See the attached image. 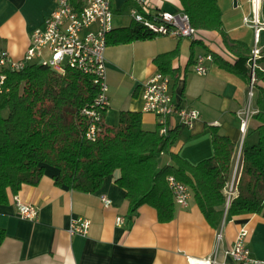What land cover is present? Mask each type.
<instances>
[{"label": "crops", "instance_id": "0c3cea01", "mask_svg": "<svg viewBox=\"0 0 264 264\" xmlns=\"http://www.w3.org/2000/svg\"><path fill=\"white\" fill-rule=\"evenodd\" d=\"M77 3L78 0H72ZM150 14L164 11L166 3L183 11L180 0H146ZM223 11L224 29L229 39L242 42L251 52L254 29L245 24L251 14L250 0H218ZM114 28L134 21L133 8L146 10L139 0H111ZM56 0H0V50H7L14 58H22L30 44L33 30L43 24L55 8ZM260 46L264 50V30ZM177 50L170 61L168 74L171 89L182 105L199 111L191 127L178 126L174 117L171 126L178 129V139L172 151L180 153L192 163L214 154L212 129L230 137L237 145L236 167L244 142L255 144L256 131L261 122L254 116L243 136L239 111L248 103V60L244 66L239 56L228 48L223 36L215 30H198L195 39L157 35L150 39L108 45L105 53L110 106L118 113L135 110L143 113V125L148 130L158 129V117L143 110L142 85L154 73L162 71L154 58ZM210 52L208 73L197 74L195 58ZM250 54V53H249ZM264 72V61H260ZM134 73L131 80L128 71ZM163 72V71H162ZM264 80L258 79L253 108L258 111L257 99ZM113 112V111H112ZM110 116V115H109ZM109 125V124H107ZM250 134V135H249ZM164 153L160 165L170 163ZM58 168L47 165L44 176L36 185H23L17 194H11L7 203H0V228L6 237L0 245V264H194L216 256V264H242L227 251L234 245L242 227L249 230L248 244L253 257L264 260V216L243 214L223 222L220 230L213 227L192 196L187 207L177 204L176 215L169 222L159 220L156 208L143 204L130 218V203L126 191L116 182L119 171L104 179L96 192H83L56 182ZM111 200L105 206L102 196ZM17 201L39 208V220L20 217ZM90 219L89 232L72 234V221ZM123 217V223H118ZM222 230V239L217 235ZM256 264H264L259 262Z\"/></svg>", "mask_w": 264, "mask_h": 264}, {"label": "trees", "instance_id": "16d2710c", "mask_svg": "<svg viewBox=\"0 0 264 264\" xmlns=\"http://www.w3.org/2000/svg\"><path fill=\"white\" fill-rule=\"evenodd\" d=\"M183 11L197 30L219 31L228 48L244 66L250 50L240 41L229 39L218 0H180ZM264 17V0L262 5ZM157 36L135 20L113 28L108 45L129 43ZM195 39V38H194ZM177 50L154 58L164 73ZM264 61V50L259 59ZM264 80V72L258 71ZM98 88L90 75L67 67L58 71L33 63L20 71H9L0 92V203H7L23 185L38 184L47 165L58 168L56 182L83 192H96L104 179L119 171L117 184L124 188L133 218L143 204L156 208L161 222L176 215L177 203L169 178L190 187L208 222L218 230L223 222L243 214L264 216V91L260 89L255 117V144L244 142L236 171V143L212 129L214 154L197 163L172 151L178 129L167 134L143 125V113L123 110L119 123L104 122L109 106L102 108L103 121L95 139L87 137L90 120L83 113L93 106ZM167 153L171 162L160 165ZM233 194L229 198L230 185ZM0 228V245L6 237Z\"/></svg>", "mask_w": 264, "mask_h": 264}, {"label": "built area", "instance_id": "2783aa9c", "mask_svg": "<svg viewBox=\"0 0 264 264\" xmlns=\"http://www.w3.org/2000/svg\"><path fill=\"white\" fill-rule=\"evenodd\" d=\"M139 4L146 10L133 8L131 14L136 22L145 25L152 33L157 35H170L173 37L196 38L198 30L192 25L190 16L184 11L174 13L160 11L150 14L146 0H139ZM251 14L244 19L245 24L254 29V44L248 59V103L239 111L241 118V131L243 136L248 131L250 119L257 110L253 108V99L257 93L258 71L261 69L259 59L262 56L260 46L261 33L264 30V17L262 14L263 0H250ZM114 11L111 0H56V5L42 25L37 26L30 37V44L24 57L14 58L7 50H0V92L5 89L9 71H20L30 64L37 63L64 71L67 67L79 70L90 75L98 88V94L93 106H87L83 113L90 120L87 137L95 139L103 121L102 108L110 106L109 85L107 82V65L105 53L108 46V33L114 28ZM48 54V57H47ZM214 56L210 52L200 53L195 58L194 70L204 75L209 71V61ZM171 78L162 71L154 73L142 85L141 98L143 110L154 113L158 117V128L162 134H167L172 128L171 121L178 117V126L191 127L199 117V111L184 106L175 97L171 89ZM239 164V162H238ZM238 167H236L237 171ZM174 190L175 200L181 207L189 205L192 192L186 184L169 178ZM234 181L230 185L229 198L233 194ZM105 206H110L112 200L102 196ZM18 214L21 218L38 221L39 208L30 203L17 201ZM118 223L124 218L118 217ZM90 219L80 218L72 221L70 231L72 234L85 235L89 232ZM249 230L242 227L234 245L227 253L242 264H256L264 262L252 256L248 244ZM218 242L222 239V230L217 235ZM194 264H216V256Z\"/></svg>", "mask_w": 264, "mask_h": 264}, {"label": "rangeland", "instance_id": "374dc122", "mask_svg": "<svg viewBox=\"0 0 264 264\" xmlns=\"http://www.w3.org/2000/svg\"><path fill=\"white\" fill-rule=\"evenodd\" d=\"M252 50V49H251ZM47 57H48V54H47ZM132 76H134V73L131 71H128V74L126 75V78L128 80H131ZM254 103V101H253ZM113 111V112H112ZM109 113L106 120H107V124L109 125H114V124H117L119 123L118 122V113H116L114 110H112V108L109 109ZM110 115V116H109ZM250 135V134H249Z\"/></svg>", "mask_w": 264, "mask_h": 264}, {"label": "water", "instance_id": "95a60500", "mask_svg": "<svg viewBox=\"0 0 264 264\" xmlns=\"http://www.w3.org/2000/svg\"><path fill=\"white\" fill-rule=\"evenodd\" d=\"M164 11H168V12L174 13V12L177 11V8L174 7V6L171 5V4L166 3V4L164 5Z\"/></svg>", "mask_w": 264, "mask_h": 264}, {"label": "bare ground", "instance_id": "6f19581e", "mask_svg": "<svg viewBox=\"0 0 264 264\" xmlns=\"http://www.w3.org/2000/svg\"><path fill=\"white\" fill-rule=\"evenodd\" d=\"M195 263H199V262H197V261H203V260H193ZM202 264H205V262H202Z\"/></svg>", "mask_w": 264, "mask_h": 264}]
</instances>
